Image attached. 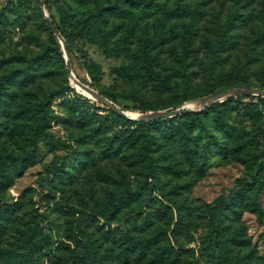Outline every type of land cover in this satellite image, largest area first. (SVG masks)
I'll return each mask as SVG.
<instances>
[{
	"label": "rangeland",
	"instance_id": "rangeland-1",
	"mask_svg": "<svg viewBox=\"0 0 264 264\" xmlns=\"http://www.w3.org/2000/svg\"><path fill=\"white\" fill-rule=\"evenodd\" d=\"M173 2L46 0L43 7L59 32L63 27L59 22L57 7L64 13L67 28L90 13L112 14L120 9L132 10L142 17V23L150 35L162 14L160 5L171 6ZM184 2L197 9L196 15L193 19L189 16L168 19L165 28H172L175 36L155 49L159 61L153 69L164 75L181 59L188 72H193L188 89L179 87L158 95L151 81L137 83L116 74L115 68L127 64L125 58L103 52L97 44L80 38L73 41L70 50L67 49L74 76L99 92L104 91V95L130 117L180 106L198 109L199 98L202 97L200 94L211 87L215 90L237 87L264 90V0ZM0 12L5 16L0 27V78L23 68L33 78L26 86L20 85L19 79L2 85L14 95L10 109L0 111V151L21 152L29 147L28 137L11 129L13 123L24 121L16 113L23 104L39 102L41 110L38 116L43 120L42 131L36 140L37 162L6 190V200L19 199L20 209L1 241L0 249L9 246L7 241L15 240L21 230L32 227L31 241L34 245L30 246L32 253L28 262L74 264V261L70 263L66 259L69 247L80 251L85 241L84 237H79L82 240L78 242L70 241L68 234L70 227L74 233L75 224L79 223L86 238L96 248L105 251L104 264H153L152 255L140 259L119 244L117 231L123 228L124 219L118 216L131 213V216H152L148 231L133 229L136 238L151 236L155 239V245H170L177 251L171 259L160 264H221L217 258L207 257L201 250L206 219L200 212V206L219 195H227L237 178L249 179L255 172L252 161L255 157H260L264 162V104L257 95H232L227 105H219L209 112L190 117H176L173 123L177 128L172 129L171 139H168L170 132L155 130L157 143L151 154L156 160L158 177L154 180L149 175L145 176L146 171L137 161V139L117 156L103 152L114 134L124 133L128 128H135L136 133L139 131L137 125L120 123L99 137H94L89 131L94 123L84 125L79 121L81 114L96 111L105 115L112 109L86 92L74 90L79 94L75 95L64 90L66 86L76 84L72 78L69 79L65 66L62 67L54 57V51L63 55V50L59 39L55 36L57 43L54 40L52 42V34L40 22V0H0ZM230 15H234L232 32L237 39L236 47L223 53L229 56L228 60L217 69L210 83L201 72L200 61L205 58L207 39L213 38L211 28L223 23ZM22 18L24 21H21ZM187 25L193 31L192 44L188 49L183 47L182 42ZM140 34L141 30L138 29L136 35ZM86 66L90 67L95 77L94 83ZM190 95L197 97L181 102ZM149 106L161 108L152 109ZM34 121L35 118H32L29 124L35 126ZM225 123L245 130L246 139L238 141L227 137L222 129ZM50 135L65 145H56L51 149L46 143ZM250 137H256V142ZM186 143L199 154H194L193 163L187 159ZM83 152L90 156L83 165L86 168L78 163ZM52 161L71 173V178L60 184L59 189L52 187L48 181L47 165ZM199 163L203 168L202 173L198 169ZM124 191L137 194L116 214L118 219L107 224L103 217L93 213L107 200ZM248 201L249 206L242 212L240 219L231 223L230 232H236L240 238L239 243L233 245V252L241 257L242 264H264V191L258 190ZM173 203L189 206L188 229L179 235L178 246L169 237L170 217L159 209L167 205L174 217Z\"/></svg>",
	"mask_w": 264,
	"mask_h": 264
},
{
	"label": "trees",
	"instance_id": "trees-1",
	"mask_svg": "<svg viewBox=\"0 0 264 264\" xmlns=\"http://www.w3.org/2000/svg\"><path fill=\"white\" fill-rule=\"evenodd\" d=\"M160 7L162 9V14L159 16L158 24L154 26L153 33L150 35L147 34L148 30L145 29L142 23V17L132 10L120 9L112 14L105 12L90 13L84 18L77 20L70 28H67L64 22V13L61 8L57 7L59 22L63 27L60 33L68 50H70L73 41L80 38L97 44L103 52H109L113 55L125 58L127 64L115 68L116 74L137 83H146L149 80L153 84L154 92L158 95L163 92L175 91L179 87L188 89L193 80V72H188L186 65L181 62V59H178V65L170 67L169 72L164 75L154 71V65L159 61L155 49L163 43L170 42L175 36L172 28H165V24L169 18L189 16L193 19L197 9L192 8L191 5L185 3L184 0H174L171 6L161 4ZM141 10L143 13H147V11ZM4 17L2 12H0V27L3 24ZM233 19L234 15H230L223 23H218L213 26L211 28L213 38H208L206 41L207 49L205 58L200 61V66L204 78L210 83L214 80L217 69L224 66L228 60L229 56L223 55V53L229 49H235L236 47L237 39L232 32V28L234 27L232 22ZM19 20L20 17L17 18V21ZM21 21H24V18H22ZM51 21L55 24L52 19ZM40 22L48 32L52 34V42L54 40L57 43L54 32L47 20L43 18L42 13ZM56 28L58 30L57 26ZM138 29L141 30L140 36L136 35ZM192 35V27L190 25L185 26L182 35L183 47L187 49L190 48L192 44ZM54 54L56 61L64 67L65 60L62 53L54 51ZM85 68L94 83L95 77L90 67L86 66ZM17 79H19V84L22 86H26L33 81L31 74L25 68L15 73H8L3 75V77L1 76L0 111H8L10 109L14 95L12 91L5 90L2 85L13 83L17 81ZM64 90L79 95L74 91L75 89L72 86H66ZM217 91L221 90H215L211 87L206 92L200 94V96ZM99 93L105 96L104 91ZM194 97L197 96L190 95L183 98L181 102ZM257 98L264 104V97L257 95ZM231 99L232 96H228L220 102L205 106L203 110L200 111L182 112L171 117L146 121L127 119L114 113L112 110H109L105 115L98 114L96 111L81 114L79 121L84 125L94 123L89 129L91 136L94 137H99L101 134L109 131L112 126H117L120 123L137 125L139 131L136 133L135 128H128L124 133L114 134L109 139L103 152L109 156H117L122 152V149L129 147V145L134 143L137 139V161L146 171L144 173L145 176L149 175L154 180H157L158 169L156 160L151 154L153 146L157 143L154 131L160 129L162 133L170 132L168 139H171L173 137L172 129L177 128L173 123L176 117H190L196 114L206 113L219 105H227ZM40 106L41 104L37 101L23 104L16 113L21 115L24 121L13 123L11 127L13 131L28 137L29 147L21 152L0 151V243L7 234L10 225L14 223V217L18 215L20 209L19 199L6 200V190L14 183L16 178L20 177L26 169L37 162L36 140L39 133L42 131L43 125L42 117L38 116V112L41 110ZM149 107L152 109L161 108L160 106ZM242 110L244 111V108ZM258 114H260V112H258ZM32 118H35V126L29 124ZM222 129L229 138L238 141L246 139L247 132L235 125L225 123L222 125ZM133 135H135L134 138ZM256 137H250V139L256 142ZM187 141H189V139H187ZM46 143L51 149L56 145H65L64 142L53 138L51 135L47 138ZM194 154L199 155L197 150H192V147H189L186 143L187 159L192 161V163L194 161ZM89 157L87 152H83V154L79 156L78 163L86 168V166L83 165H85ZM252 161L255 165V172L249 179L246 177L237 178L234 186L228 191L227 195H219L213 201L200 206V212L206 219V233L201 242V250H204L207 257L217 258L221 264L243 263L241 257L235 254L232 248L233 245L239 243L240 238L236 232L231 233L230 229L231 223L239 220L242 212L249 206L248 200L252 198L258 190L264 191V162L260 160V157H255ZM60 165L61 164H57L55 161L47 165V171L49 173L48 181L50 185L56 189H59L60 184H63L67 179L71 178L69 170L60 167ZM198 169L202 173L203 168L201 163H199ZM135 194H137V192L124 191L118 196H113L107 200L106 203L96 210H93V213L103 217L107 221V224L118 218H121V220L124 219L123 228L117 231L119 244L124 250H129L140 259L152 255L151 261H153V264H160L168 261V259L172 258L174 253H177L174 247L165 244L158 246L155 245V239L153 237L146 236L136 238L132 233L133 229H137L139 232L148 231L152 225V216H131V213L122 217L118 216V218L116 216V214L130 202L133 198L132 196ZM172 207L174 208V217L172 209L167 205H162L159 209H161L160 211L162 214H166L170 217L171 229L169 230V237L173 241V244L178 246L179 235L183 230L186 231L188 229L189 221L187 219V213H189V206L173 203ZM74 230V233L71 232L70 227L68 239L78 242L82 240L79 237H84V248L80 251H76L69 247V254L66 259L70 263L74 261V264H104L105 251L100 250L98 247L96 248L92 241L86 238L85 234L82 233L79 223L75 224ZM32 234L33 228L30 227L26 230H21L19 236H17L15 240H8L7 244L9 246L0 249V264H34L33 262H28V260H30V254L32 253L30 246L34 245L31 241Z\"/></svg>",
	"mask_w": 264,
	"mask_h": 264
},
{
	"label": "water",
	"instance_id": "water-1",
	"mask_svg": "<svg viewBox=\"0 0 264 264\" xmlns=\"http://www.w3.org/2000/svg\"><path fill=\"white\" fill-rule=\"evenodd\" d=\"M46 0H40V11L43 15V18L47 20L49 23L51 29L53 30L55 36L59 39V42L61 43L62 50H63V58L65 60V68L67 71V75L70 78H72L74 84L79 86L82 90L88 92L91 97L95 98L96 100L100 101L105 107L112 109L115 111L116 114L121 115L127 119L131 120H151V119H159V118H166L171 117L177 114H180L182 112H196L202 110L205 106H209L210 104L218 101H222L228 96L232 95H259L261 97H264V90L258 89V88H251V87H245V88H228L225 90L213 92L207 95H204L199 98L200 101V107L198 109H193L189 107H176L174 109H162V110H154L149 112L141 113V115L137 117H130L128 116L123 109L119 108L115 103H113L110 99L100 94L96 89H94L92 86H90L87 83L81 82L79 79H77L71 69V62L68 57V51L65 44V41L63 37L61 36L60 32L57 30L55 24L52 23L51 19L48 17L47 14H45L44 10V2ZM72 87H74L75 91L82 93L80 90H78L74 85L71 84Z\"/></svg>",
	"mask_w": 264,
	"mask_h": 264
},
{
	"label": "bare ground",
	"instance_id": "bare-ground-1",
	"mask_svg": "<svg viewBox=\"0 0 264 264\" xmlns=\"http://www.w3.org/2000/svg\"><path fill=\"white\" fill-rule=\"evenodd\" d=\"M45 14H46V13H45ZM74 86H75V87H76L78 90H80L81 92H83V93H85V92H86V91H84V90L82 91V89H81V88H79V86H77V85H74ZM86 93H87V94H89L88 92H86ZM86 93H85V94H86ZM89 95H90V94H89Z\"/></svg>",
	"mask_w": 264,
	"mask_h": 264
}]
</instances>
